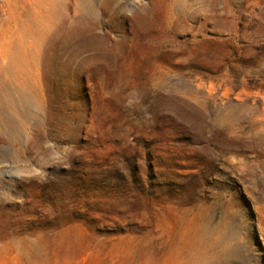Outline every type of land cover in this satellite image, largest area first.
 <instances>
[{
	"label": "rangeland",
	"instance_id": "rangeland-1",
	"mask_svg": "<svg viewBox=\"0 0 264 264\" xmlns=\"http://www.w3.org/2000/svg\"><path fill=\"white\" fill-rule=\"evenodd\" d=\"M0 90V264H264V0H0Z\"/></svg>",
	"mask_w": 264,
	"mask_h": 264
},
{
	"label": "bare ground",
	"instance_id": "bare-ground-1",
	"mask_svg": "<svg viewBox=\"0 0 264 264\" xmlns=\"http://www.w3.org/2000/svg\"><path fill=\"white\" fill-rule=\"evenodd\" d=\"M0 91H1V90H0ZM4 101H5V100L1 98V93H0V112H1V110H3V108H4V107H3V103H4ZM25 101H26V98H24V102H25ZM3 114H4V113H3Z\"/></svg>",
	"mask_w": 264,
	"mask_h": 264
}]
</instances>
